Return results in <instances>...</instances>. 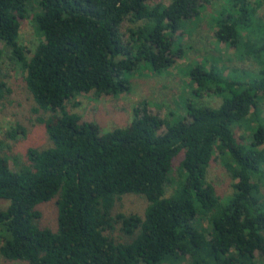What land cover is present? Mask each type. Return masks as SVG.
<instances>
[{
    "label": "trees",
    "instance_id": "1",
    "mask_svg": "<svg viewBox=\"0 0 264 264\" xmlns=\"http://www.w3.org/2000/svg\"><path fill=\"white\" fill-rule=\"evenodd\" d=\"M156 1L0 0V60L8 52L24 73L35 113L55 114L38 118L52 145L29 147L20 171L0 150L6 264H264V0ZM208 6L218 8L204 25ZM26 20L43 39L31 57L21 43ZM206 25L256 71L226 76L217 64L193 62L185 69L186 116L162 119L138 107L129 125L106 133L67 110L83 94L131 93L143 69L164 74L185 58L186 31ZM10 94L0 77V101ZM205 97L223 103L213 107ZM19 134L21 124L5 139ZM216 159L233 181L226 199L208 182ZM125 195L148 201L143 216L114 215ZM54 200L57 231L39 225V206ZM117 226L123 241L112 236Z\"/></svg>",
    "mask_w": 264,
    "mask_h": 264
},
{
    "label": "rangeland",
    "instance_id": "2",
    "mask_svg": "<svg viewBox=\"0 0 264 264\" xmlns=\"http://www.w3.org/2000/svg\"><path fill=\"white\" fill-rule=\"evenodd\" d=\"M172 0H158L156 3L169 5ZM212 4L216 0H211ZM29 9L38 10L35 2L29 3ZM207 15L201 19L204 25L208 22L211 13L217 6H208ZM260 13L264 15V7ZM208 20V21H207ZM198 28V27H194ZM206 28L207 25H206ZM193 29L192 34L186 31L182 36V43L186 49V56L176 61L175 65L164 74L154 75L147 69H143L133 78L132 92L129 94L113 96H98L94 93L80 95L67 102V110L78 114L85 122H91L101 127V131L106 133L116 128H124L129 125L134 116V109L145 107L147 110L162 119L175 112L177 115L186 116L185 100L190 99L192 88L190 79L185 74V69L193 62L208 61V65L217 64L224 67L225 75L228 76L233 68L242 72H255L257 65L250 62H241L235 56V50L228 48L225 44H219L211 29ZM128 24L122 27V33L127 38ZM181 36V34H179ZM43 40L36 32L32 22L26 20L21 28V43L26 47L28 57H31L35 47ZM0 49H4L3 42L0 41ZM8 52H5L0 60V77L11 90V94L0 101V150L9 158V166L12 171L18 172L27 164L26 152L29 147L45 149L52 145L46 129L38 121L42 115L53 117L51 113H35V102L31 94L27 91L24 73L10 60ZM250 75V74H249ZM249 75H246L249 76ZM203 102L213 107H218L223 103L222 99L205 97ZM17 124H21L26 129V134H19L17 139H5L6 133L14 129ZM165 131V127L162 132ZM183 154L179 155L175 161L173 177L178 178ZM208 182L212 184L222 199L228 198L233 193V181L224 169L219 159L212 162L208 171ZM167 195L173 193V186L167 185ZM9 205L8 201L0 200V208L5 209ZM148 207V201L137 195H125L115 205L114 215L120 213L126 215L138 214L143 216ZM42 218L39 221L41 228H49L53 231L58 229V207L56 200L39 206ZM112 236L119 241L125 240L120 232L119 226L112 233ZM0 263L6 262L0 256ZM21 264V263H7Z\"/></svg>",
    "mask_w": 264,
    "mask_h": 264
}]
</instances>
